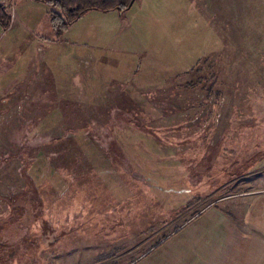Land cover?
I'll use <instances>...</instances> for the list:
<instances>
[{"label":"rangeland","instance_id":"374dc122","mask_svg":"<svg viewBox=\"0 0 264 264\" xmlns=\"http://www.w3.org/2000/svg\"><path fill=\"white\" fill-rule=\"evenodd\" d=\"M11 2L6 40L17 42L9 51L13 75L26 89L16 104L33 110L26 123L16 120L18 107L10 120L0 119V264H126L143 255L141 264L216 200L264 188V0H137L123 17L88 13L61 38L51 32L53 8ZM208 56L218 83L207 100L192 68ZM26 67L32 74L25 81ZM78 71L91 75L84 95L96 103L84 102L69 80ZM62 139L85 156L72 176L59 170L64 181L89 171L103 182L110 177L111 186L121 184L113 192L117 209L89 215L75 185L72 194L50 196L52 207L42 214L29 174L55 158L49 144ZM24 144V159L8 157L9 149L22 155ZM133 153L163 157L150 170L141 160L137 170L129 165Z\"/></svg>","mask_w":264,"mask_h":264},{"label":"crops","instance_id":"0c3cea01","mask_svg":"<svg viewBox=\"0 0 264 264\" xmlns=\"http://www.w3.org/2000/svg\"><path fill=\"white\" fill-rule=\"evenodd\" d=\"M8 1L0 0V5L7 4L12 7V2L9 3ZM27 3L26 5L34 4L30 0ZM74 28L75 26L73 25L72 29H69L67 33H73ZM0 29V96H5V98L8 96L6 100L0 102V119L8 118L10 120V112H16L15 109L18 107V110H21L22 118L16 120H23L26 123L27 111L30 114L33 109L32 105L27 108L25 104L23 107L16 104L19 100L16 95L22 94L26 89H19L17 87L18 80L22 82L23 80L17 79L13 75V72L16 70V62L15 58L13 59L9 54V51H11L13 46L17 45V42L16 40H12V44L11 39L6 40L10 29ZM53 45H56V43ZM47 57L45 60L49 59V56ZM139 69L138 67L137 70ZM27 71L29 75L32 74L30 69L26 67L23 78L25 81L28 76ZM70 76L69 80H75L74 86L77 88L78 94L83 96V101L89 102L87 103L88 105L93 104V102L96 103L94 99L85 97L84 95L86 91L85 80L91 75L78 71ZM28 77L31 78V76ZM58 91L61 93L60 90ZM73 93L74 91L68 93V95L73 96ZM41 94H44L42 90ZM97 98L98 100L100 99L98 91ZM60 119L62 118L58 117V121ZM46 127H50L49 123H47ZM27 150H29V147L27 149V146L24 144L19 148L18 153H22V151L27 152ZM8 152H11L8 156L10 159H24L25 153L16 155L10 149ZM162 157L160 155L156 156V158ZM24 170H26L25 166ZM172 186L177 188L179 185L175 183ZM248 190L250 191L245 194L223 197L216 200L193 219L186 221V223L178 228L175 227L173 233L167 236L168 239L160 242L161 244L159 243L160 245L151 252L150 257L143 259L141 264H264V188ZM181 195L189 197L190 194L185 192ZM174 217L175 219H173L172 223L175 224L178 218L176 215ZM90 250L91 248L86 249L81 256L88 257L91 253ZM140 258L135 260L137 262L133 261L126 264H140ZM113 263L112 260H109L97 264Z\"/></svg>","mask_w":264,"mask_h":264},{"label":"trees","instance_id":"16d2710c","mask_svg":"<svg viewBox=\"0 0 264 264\" xmlns=\"http://www.w3.org/2000/svg\"><path fill=\"white\" fill-rule=\"evenodd\" d=\"M10 1V0H9ZM36 3H42L44 5H47L51 8H59L64 15L63 21L56 22V17L51 16V20L53 22L52 30L53 34L57 38L63 37L70 29V27L75 24L77 21H79L81 18H83L86 14L90 12H99V13H111V12H117L121 17H123L132 7H130V4L133 0H31ZM137 1V0H136ZM135 1V2H136ZM11 2V1H10ZM134 5V4H133ZM11 6L7 4H1L0 5V27L4 30H8L10 28L11 22H12V13L10 12ZM210 62L209 56L206 57L203 61L199 62L192 70L194 71L195 80L197 84H200L203 86V88H206L208 92L206 93V99L208 100L214 93L213 96L216 95L214 88L217 86L218 78L213 73L211 69L213 67H209L208 63ZM205 66L209 67L208 73L205 74L204 68ZM190 70V71H192ZM189 71V72H190ZM188 72V73H189ZM177 73L171 74V77L166 75L162 77L158 83H155L156 85L165 84L167 82H170L172 79H176ZM168 77V78H167ZM206 100V101H207ZM214 107V106H213ZM142 113L140 108L136 109ZM137 112V111H135ZM140 113H137L136 115L139 116ZM139 114V115H138ZM145 117V116H144ZM83 129L82 131H89L90 126L86 122H82ZM138 133V132H137ZM78 136V135H77ZM116 144L121 149V152H125V147L123 142L119 140V138L116 136L114 137ZM59 142H62L63 150L59 151ZM131 147H135L136 145H133V143H128ZM75 146V145H74ZM57 148L56 156L51 162H47L43 165L37 164L34 166L32 172L34 173L35 170H40L38 174H29V177L31 178V186L37 189V197L34 200V203H36L38 206H40V209L42 210V214L48 212V209L52 207L50 205L51 197H59L61 194L63 195L66 191L70 194L73 193V186H79L80 185V196L77 197L79 200L80 206H82L83 210L87 211V213L91 216H94L93 214H100V216H104V214L108 213L111 210L117 209L119 207V200L114 199L115 195L113 194L114 190L116 188L120 189L121 184H116L115 186H111L113 183L110 177L108 179L104 180V182L99 180L100 178L96 176V174L93 171H89L88 173H85L84 175H81L80 173L77 174V179L72 180L70 182L64 181V176L66 175L63 173V171L59 170H66L67 174L72 176V170H82V159L85 158V156L82 155L81 151L76 152L75 148L70 150L69 145L64 139L61 141H52L49 144L48 151L55 150ZM127 148V147H126ZM131 151V150H130ZM126 153H128L126 151ZM81 154V155H80ZM129 155V154H128ZM134 155V153H133ZM149 156L147 159H144L142 157L139 158V153L137 155L131 156L133 157V161H130L129 165L130 167H134L137 170H142V168L146 166V170H150L153 165V161H155V156L153 153L148 154ZM141 156V154H140ZM61 159L62 162H59L58 160ZM72 159V161H70ZM143 160V167L140 168L141 163L140 161ZM152 163V164H151ZM62 165V166H61ZM44 170H51L50 172L47 171V174H45ZM88 170H95V169H88ZM116 170H119L116 168ZM54 171V174L52 175L51 172ZM109 172L106 174L108 176ZM108 181V182H107ZM106 182V185H105ZM79 183V184H77ZM182 183H179L180 185ZM127 185V184H126ZM179 187V186H178ZM181 188V190H180ZM178 189L179 191H183L181 186ZM119 191V190H116ZM45 192V193H44ZM55 194V195H53ZM39 220V218H37ZM51 232V231H50ZM47 234L48 240L52 238V234ZM46 238V237H45ZM58 234L55 236V240L57 241ZM45 240V239H44ZM47 240V238H46ZM47 242V241H46Z\"/></svg>","mask_w":264,"mask_h":264},{"label":"flooded vegetation","instance_id":"af4514ba","mask_svg":"<svg viewBox=\"0 0 264 264\" xmlns=\"http://www.w3.org/2000/svg\"><path fill=\"white\" fill-rule=\"evenodd\" d=\"M31 1V0H30ZM9 3H11L10 1H8ZM31 2H34V1H31ZM34 3H36V2H34ZM49 8H51V7H49ZM52 9V8H51ZM51 16H54V17H56V22H58V21H60V22H62L63 20L62 19H64V15H63V12L59 9V8H53V11H51V12H49V14H48V18H49V20H50V25H51V32H52V34H53V30H52V26H53V22H52V20H51ZM77 23V22H76ZM75 23V24H76ZM75 24H73V25H75ZM72 25V26H73ZM71 26V27H72Z\"/></svg>","mask_w":264,"mask_h":264},{"label":"water","instance_id":"95a60500","mask_svg":"<svg viewBox=\"0 0 264 264\" xmlns=\"http://www.w3.org/2000/svg\"><path fill=\"white\" fill-rule=\"evenodd\" d=\"M135 1H136V0H133V1L131 2L130 7L133 6V4L135 3Z\"/></svg>","mask_w":264,"mask_h":264}]
</instances>
